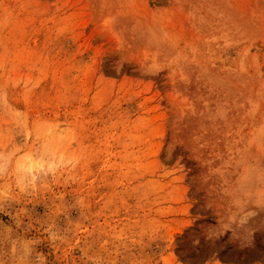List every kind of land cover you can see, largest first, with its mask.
<instances>
[{"label": "rangeland", "instance_id": "rangeland-1", "mask_svg": "<svg viewBox=\"0 0 264 264\" xmlns=\"http://www.w3.org/2000/svg\"><path fill=\"white\" fill-rule=\"evenodd\" d=\"M0 264H264V0H0Z\"/></svg>", "mask_w": 264, "mask_h": 264}]
</instances>
